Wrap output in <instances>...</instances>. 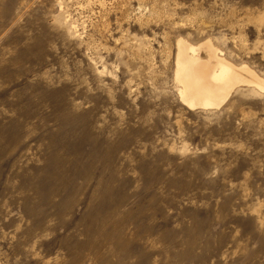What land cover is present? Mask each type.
Returning <instances> with one entry per match:
<instances>
[{
  "label": "rangeland",
  "instance_id": "374dc122",
  "mask_svg": "<svg viewBox=\"0 0 264 264\" xmlns=\"http://www.w3.org/2000/svg\"><path fill=\"white\" fill-rule=\"evenodd\" d=\"M180 39L264 78V0H0V264H264V90Z\"/></svg>",
  "mask_w": 264,
  "mask_h": 264
},
{
  "label": "bare ground",
  "instance_id": "6f19581e",
  "mask_svg": "<svg viewBox=\"0 0 264 264\" xmlns=\"http://www.w3.org/2000/svg\"><path fill=\"white\" fill-rule=\"evenodd\" d=\"M177 49L174 76L180 100L189 109L220 107L240 86L264 90V78L247 64L230 62L211 40L193 45L180 39Z\"/></svg>",
  "mask_w": 264,
  "mask_h": 264
}]
</instances>
